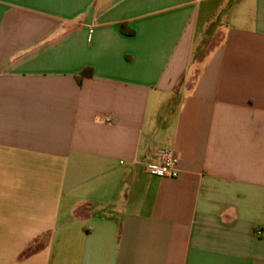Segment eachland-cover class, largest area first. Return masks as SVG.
<instances>
[{
  "label": "crops",
  "instance_id": "1",
  "mask_svg": "<svg viewBox=\"0 0 264 264\" xmlns=\"http://www.w3.org/2000/svg\"><path fill=\"white\" fill-rule=\"evenodd\" d=\"M0 264H264V0H0Z\"/></svg>",
  "mask_w": 264,
  "mask_h": 264
},
{
  "label": "built area",
  "instance_id": "2",
  "mask_svg": "<svg viewBox=\"0 0 264 264\" xmlns=\"http://www.w3.org/2000/svg\"><path fill=\"white\" fill-rule=\"evenodd\" d=\"M103 121L108 122V119ZM145 162V170L152 177L161 179L177 177V159L173 150L161 147L148 155Z\"/></svg>",
  "mask_w": 264,
  "mask_h": 264
},
{
  "label": "trees",
  "instance_id": "3",
  "mask_svg": "<svg viewBox=\"0 0 264 264\" xmlns=\"http://www.w3.org/2000/svg\"><path fill=\"white\" fill-rule=\"evenodd\" d=\"M82 77L91 76V71L89 69H85L81 72Z\"/></svg>",
  "mask_w": 264,
  "mask_h": 264
}]
</instances>
